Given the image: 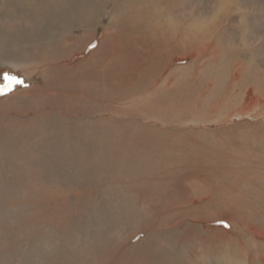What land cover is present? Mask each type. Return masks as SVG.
<instances>
[{
	"label": "bare ground",
	"instance_id": "6f19581e",
	"mask_svg": "<svg viewBox=\"0 0 264 264\" xmlns=\"http://www.w3.org/2000/svg\"><path fill=\"white\" fill-rule=\"evenodd\" d=\"M59 1L39 0L33 9H16L14 19H5L6 26L0 30L1 67L22 69V74L33 63L69 61L48 68L46 74L36 69L40 74L34 84L0 96V264H189L186 256L175 254L188 246L194 248L192 259L204 255L202 263L222 264L221 235L228 234L227 230L205 229L216 244H210L207 254L204 244L195 245L192 231L196 229L189 230L184 221L198 222L188 209H203L204 203L218 196L215 173L209 170L206 178L201 171L192 172L194 167L185 164L187 160L172 158L178 151L188 159L200 148L220 146L219 141L208 135L199 140L188 127L180 135L181 143L175 145L172 130L151 125L143 129L139 110L152 121L168 114L165 119L175 120L177 112L194 111L195 88L175 90V65L170 66L174 61L188 57L191 63L200 58L206 63L219 56L218 61L231 45L249 46L256 57L264 55L262 22L255 25L252 18L241 27L233 14L245 9L253 15L258 7L252 0H206L209 6L201 10L203 19L198 13L189 21L192 12L182 7L187 10L192 0H73L71 11L60 10ZM112 3L106 13L109 19L103 23L100 16L106 4ZM95 12L98 18L93 19ZM153 13L159 19L144 18L154 17ZM93 20L96 23L91 25ZM97 26L104 29L96 47L89 50ZM232 58L231 63L225 59L230 67L223 65L228 71L222 75L228 82L238 83L245 68L264 83V69L253 57L247 60L242 52ZM245 91L244 107L231 113L234 116L264 107L253 87ZM102 114L113 116L114 121ZM163 138L166 142L160 144ZM159 152L168 156L160 157ZM210 158L209 163L215 165V157ZM196 172L201 178L198 189L205 192L197 198L195 184L192 188L187 180ZM156 215H160L158 220ZM200 215L203 222L222 219L208 210ZM169 218H173V229L166 232L175 245L169 261H159L160 253H152L148 242L122 250L130 232L164 227ZM200 240L206 238L200 234Z\"/></svg>",
	"mask_w": 264,
	"mask_h": 264
},
{
	"label": "rangeland",
	"instance_id": "374dc122",
	"mask_svg": "<svg viewBox=\"0 0 264 264\" xmlns=\"http://www.w3.org/2000/svg\"><path fill=\"white\" fill-rule=\"evenodd\" d=\"M38 1L39 0H6V1L1 0L0 5L3 8L0 6V9H2L4 12L2 10H1L2 12H0V30L6 26V24H4L6 20H8V19L10 20L11 18L14 19V17L16 16V14H14L16 9H20L21 7H24L26 9V11L28 8L33 9L32 4H35ZM46 1L51 2L52 0H50V1L46 0ZM95 1L101 2L104 0H95ZM252 1H254V3H252V5L256 8L258 7L256 10H253V12H252L253 15H251L250 12L248 10H245V9H239L233 13L234 15L237 16L238 19L241 20V22H242L241 27L244 26L245 20H251L252 18H253L252 21L254 22L255 25H257L258 22L261 21L262 27L264 26V5H263L264 1L263 0H252ZM72 2H73V0H60L59 1V4H61L60 10L71 11L70 5ZM206 3H207L206 0H198V1L192 0L190 5L188 6L187 10L184 9V6L182 7V10H184L185 12L186 11L192 12L193 17L190 16L189 21L195 20V18H194L195 14H198V13L200 14L199 19H203V18H201L202 17L201 16V10H203L206 6H209V5H206ZM25 4H27V5L25 6ZM113 4L114 3L106 4V7L104 8V12L107 10L108 11L105 12V16H103L104 12H102V15L100 16V17H102L103 23L109 19V17H106L107 16L106 13L111 11L110 8L113 7ZM200 4L203 6H201ZM259 7H261V8L259 9ZM197 9H199V10H197ZM10 10H11V12H10ZM7 12H8V14H7ZM5 13L8 16L5 15ZM50 13H52V12L50 11ZM98 14L99 13L95 12L94 15L92 16V18L96 17V16H97L96 18H98ZM152 15L154 17L145 16L144 18H149V19L151 18L150 19L151 21H155L154 20L155 18H156V20L159 19V17L157 16L156 13L155 14L153 13ZM259 15H260V17L258 18ZM3 16L6 18H4ZM207 16H209V15H206V17ZM1 23L4 25H1ZM94 23H96V22H94V20H93L91 25H94ZM86 25L88 27L90 25V23L87 22ZM103 29H104L103 26H97L96 27L94 37L90 40L89 44L87 45V48L89 50H93L96 47L98 38L100 37ZM262 31H264V27H263ZM1 36L2 35L0 34V39H2ZM135 38H137V41H139V36L135 37ZM261 44H262V47L264 48V38H263ZM231 46H233V47H231ZM231 46H230V48H228V52L225 51L224 52L225 54L224 53L220 54V59H218V61H216V60L219 56L217 58H215L214 60L208 59L206 61V63H205V61L202 62V60H200L202 58H200L199 60H196V62L191 63L192 59L186 57L180 61H177V62L174 61L170 65V66L175 65L174 66L175 70L173 72L174 73L173 78L176 80V82H174L175 83L174 87L176 88L175 90H178V91L179 90H184V91L189 90L190 91L192 88H195V90H196V91H194L195 95H193L195 97L193 99V107L194 108L192 107V110H194V111L192 113H189V114H184V113L182 114L181 113L180 114L179 112H177L175 114V116H177L178 119H175V120L165 119L170 114L161 115L159 119H157L156 121H152L151 119H144V117H145V113L143 112L144 110H139V122L142 125H144L143 129L144 128L146 129L147 125H151V127L153 129L165 128V129H168L170 131L172 130V132H174V133H173V138H171V140L172 141L174 140L173 142L175 145H176V142H177V144L179 142L181 143L182 137L180 135L189 129H194L193 130L194 133L195 134L197 133V135H195V138L198 137L197 139H199V140L206 139L207 136H205V135H208V138L214 137V139H217L219 141L220 146H218V147H206L204 149L200 148L198 150L199 152L196 151L193 154H190V156H188V159L182 158L184 156L183 155L181 156V154H179L178 151L174 152L177 155L173 153L172 158H179L180 161L183 160L182 161L183 163H185L186 162L185 160H187V162L185 164H188L189 167L190 166L194 167L191 170L192 172L201 171V172H203V176H206V178L209 176L210 171L213 170L214 172L213 171H211V172L213 174L215 173L214 174L215 182H216L215 187L219 188L218 196H216L213 199V202L209 203L210 202L209 201L208 203H204L201 206V207H203V209L202 208L199 209L198 207L193 208V209H188L189 213L196 214V217L200 219V220H198V222H196V221L194 222V220H190L191 222L189 220H184V221L187 222V224L189 225V230L192 231L193 228L196 229V230L192 231L196 235V244L195 245H197L198 243L204 244L207 247V248H205L206 253L208 252L207 254H209L211 251V245L210 244H212V246H214V245L216 246V244L214 243L213 234L207 233V230H205V229L208 227H210V228L211 227L212 228L217 227V228H222L223 230H227L228 234L224 233L221 235L222 236L221 237L222 242H223V245L221 246L222 252L220 254L221 259L223 261L222 264H264V262H263L264 261V107L258 108L256 110L253 109L252 111H249L245 115H239V116L235 115L234 116L233 114H231V113H235V112L239 113L240 112L239 110L244 107L243 104L247 100V96L245 95L246 87H249V86L253 87L255 89V91L257 92L258 96L260 94L259 98L264 100V83L261 79L257 80L256 74H254L252 72H248V70L247 69L245 70V68L243 69L244 71L242 72V78H241L242 80L240 79L238 81V83H235L232 80L230 82H228V80L225 79L226 76L222 75L223 72L225 73L228 71V70L227 71L225 70L226 69V67H224L225 64L227 65V67H228V65L230 67V63L233 59L232 57L235 56V58H236L237 54L242 53V52H243V54L245 53L249 57V58H247V60H249L251 57H253L255 59L254 61L256 63H258L260 68L263 70L264 69V61H263L264 55H261V56L258 55L259 57H256L255 53L253 52L254 50L251 49V47H249V46H247L248 48L246 46H243L241 48L239 47V49H237L238 46H234V45H231ZM229 49L231 51H229ZM243 50H245V52ZM251 50H252V52H251ZM229 52L231 55L229 54ZM227 53H228V55H226ZM233 54H235V55H233ZM225 59H227V60L229 59L230 63H229V61L227 62V60H225ZM237 59H239V56ZM68 62H69L68 60L63 59V60H60L57 62H55L53 60H47V61H43V62H39V63H33L32 65L26 67L25 68L26 73H22V74H21L22 69L16 71L11 67L8 68V67H1L0 66V85L4 84L3 75L5 73H8L9 75L15 76L18 79L23 81L22 85H15L13 87V89L15 88L16 90L20 91L21 89L27 88V87L31 86L32 84H34L35 78L37 77L36 75L40 74V73L38 74L39 71L36 69H42V70L44 69L43 70L44 74H46L49 72L48 68H51L52 66L57 67L59 65L64 66ZM217 63H219V64H217ZM227 63H229V64H227ZM185 69H186V72L184 71ZM245 71H246V73H245ZM212 73H213V75H212ZM209 77H212V78H209ZM218 82H220V83H218ZM244 83H245V85H243ZM231 86H232V88H231ZM235 86H237L238 88H236ZM222 87H224V88L222 89ZM240 89H242L241 92H240ZM231 93H232V95H231ZM237 93L238 94L240 93V94L238 95ZM1 95H3V94H0V96ZM224 95L228 99H225ZM222 97H224V98H222ZM143 98H144V96H143ZM241 98H242V100H241ZM238 99H240V100H238ZM207 101H208V103H207ZM209 101H211V103H209ZM220 101H221V103H224L225 101L227 103L228 102L229 103L228 104L224 103V105H223V104L219 103ZM233 101H235V102H233ZM216 102L218 103L217 105H216ZM214 105H216V106H214ZM225 105H228V106H225ZM196 106H198V107H196ZM214 107H217V108H214ZM219 108H220L221 112H219ZM212 109L215 111H213ZM212 114H214V116ZM219 114L222 117L219 116ZM228 114L230 115L229 118H227ZM243 114H244V112H243ZM101 116H103L104 118H110V120L112 119L114 121L113 116L110 117L109 115H103V114ZM232 116H234V117H232ZM167 120H169V121H167ZM176 120H178V121L173 122ZM147 121H149V122H147ZM165 121H167V122L165 123ZM220 121H222V122H220ZM203 124H205V125H203ZM195 125L198 127H195ZM193 126H194V128H193ZM173 127L175 130L173 129ZM188 127H189V129H188ZM222 128L224 130H222ZM207 129H209L210 131L213 130L212 133L217 132V130H218L219 133L217 132V133H214V135H212V133ZM226 129H228V130H226ZM195 130H198V132ZM229 131H231V132H229ZM204 132H205V134H204ZM229 135L232 137H230ZM203 137H205V138H203ZM143 138L142 139L144 141L146 139V137L143 136ZM161 140L162 141L160 142V144H163V143L165 144L166 138H163ZM239 140H240V142H238ZM112 141H115V139H112ZM229 142H231L232 144ZM214 148H216V149L213 150ZM205 150H206V152H205ZM159 153H160L159 154L160 157H162V156L165 157V155H166V154L164 155L163 152H159ZM166 156H168V154ZM210 157H212V159L215 157L214 159L216 160L215 161L216 166L214 165V163L213 164L209 163V161L211 159ZM189 158H191V159H189ZM218 160H220V161H218ZM206 162L208 163V166H207ZM202 164H203V167H202ZM200 167H201V169H200ZM203 169H204V171H203ZM197 175L199 176V174L197 173L195 176H193L191 178L192 180L187 179L190 187L193 188V185L195 184L194 185V191L192 188L191 189L193 191V194L196 195L195 196L196 198H197V195H198V197H200V196L202 197L205 193L203 190L198 189V184H200L201 178H197ZM235 178H237V179H235ZM191 181H193V182L191 183ZM195 188L197 190H195ZM199 191L201 194H199ZM207 210L209 211V213L211 215L218 217V218L221 217L222 219L216 220V221H211V222H206V220H205L203 222L202 221L203 218L201 217L200 213H204ZM225 213H227V214H225ZM156 216H157V220H158L160 215H156ZM172 219L173 218H169L166 221V223L167 222H169V223L167 225H165L164 227H160V228L155 227L154 229L150 228L149 230H147L145 232L144 231H139L137 233L130 232V235L126 238L127 240H124L125 242L123 244H125V245L122 246V250H125V248H128V246H132L136 242H137V244H138V242L139 243H147L148 242L149 245L152 246L151 247L153 250V251H151L152 253H155V254L160 253L159 256L157 257V259L159 261L161 259L164 261H169V259H170L169 252H171V250L175 246V245H173V247H172V244H171L172 238L170 236H168V233H167L168 231L173 229V227H172L173 222H171ZM157 220H155V222ZM230 231H231V233H230ZM159 232H160V234L161 233L162 234L159 235L158 234ZM157 234H158V236H157ZM200 234H201V236H204L206 238V240H200ZM154 236H157V237H154ZM158 238H160V239H158ZM147 240H149V241H147ZM161 240L165 241V243L163 244L161 242ZM211 241H213V242H211ZM116 245H118V243ZM161 246L163 247V249ZM192 247L193 246H188V248H191V249H188V248H184L183 250L178 249L177 251H175V254H177L179 257H184V258L186 256L185 259L188 260L190 263L193 262L196 264L197 263L204 264V263H202L203 262L202 259H203L204 255H202L199 258V260L192 259V258H194V257H192V252L194 251V248L192 249ZM164 250H165V252H164ZM235 255L237 256V258L235 257ZM234 260H236V261H234ZM237 260H239V261H237ZM198 261H200V262H198Z\"/></svg>",
	"mask_w": 264,
	"mask_h": 264
},
{
	"label": "snow or ice",
	"instance_id": "6c2138e0",
	"mask_svg": "<svg viewBox=\"0 0 264 264\" xmlns=\"http://www.w3.org/2000/svg\"><path fill=\"white\" fill-rule=\"evenodd\" d=\"M4 84L0 85V94H7L8 91L13 90L15 85H22L23 81L15 76H11L8 73L3 75Z\"/></svg>",
	"mask_w": 264,
	"mask_h": 264
}]
</instances>
